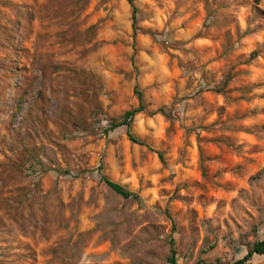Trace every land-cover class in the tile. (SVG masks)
<instances>
[{
  "label": "rangeland",
  "instance_id": "1",
  "mask_svg": "<svg viewBox=\"0 0 264 264\" xmlns=\"http://www.w3.org/2000/svg\"><path fill=\"white\" fill-rule=\"evenodd\" d=\"M171 238L177 264L264 241V0H0V264H168Z\"/></svg>",
  "mask_w": 264,
  "mask_h": 264
},
{
  "label": "trees",
  "instance_id": "2",
  "mask_svg": "<svg viewBox=\"0 0 264 264\" xmlns=\"http://www.w3.org/2000/svg\"><path fill=\"white\" fill-rule=\"evenodd\" d=\"M134 13V11H133ZM133 18H134V14H133ZM140 93H137V97L140 101ZM143 108H142V105H141V102H139V105L136 109H132V110H129V111H126L124 113V116H123V119L122 121H119L117 123H113V127H118V126H121V125H126L128 126L129 125V122L131 120V118L134 116V114L142 111ZM129 139L133 142H137L136 139L132 136V135H129L128 136ZM159 158L161 159V154L158 152L157 153ZM103 182L113 191L115 192L117 195L121 196L122 198L126 199V198H133V199H137V194L127 190L125 187L117 184V183H114V182H111L107 179H103ZM169 246H170V254L167 258V263L168 264H177V258H176V252H175V249H174V240L171 238L169 239ZM264 253V241H259V242H256L252 248L246 253L245 256H243L242 259H240L239 261H237L236 263L234 264H244L248 261V259L253 255V254H263Z\"/></svg>",
  "mask_w": 264,
  "mask_h": 264
}]
</instances>
